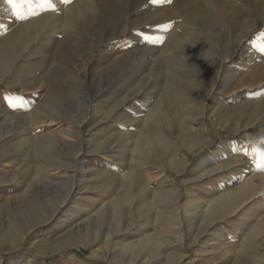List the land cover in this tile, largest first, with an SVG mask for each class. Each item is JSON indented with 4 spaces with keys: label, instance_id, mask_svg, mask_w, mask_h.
I'll use <instances>...</instances> for the list:
<instances>
[{
    "label": "rangeland",
    "instance_id": "obj_1",
    "mask_svg": "<svg viewBox=\"0 0 264 264\" xmlns=\"http://www.w3.org/2000/svg\"><path fill=\"white\" fill-rule=\"evenodd\" d=\"M143 1L111 0L106 5L109 16L102 21H97L89 9L80 17V12L85 9L79 11L74 5L72 9L77 11L71 12L72 26L64 32L70 37L69 41L66 43L64 36L59 34L41 64H19L24 72L28 68L35 71L30 82L34 81L27 83L28 89H24L25 86L19 81L12 83L16 78L13 80L8 75L0 76V132L5 131V137L8 135L0 138V264H136L130 260L132 247L128 245L140 242L145 245L142 247L145 257L141 261L147 260V264H248L244 249H239L240 245L245 244L239 237L243 232L231 236L224 231L222 224L216 223L205 234L200 233L198 236L200 242L209 240L208 244L202 246L194 241V237L207 223L204 227L200 224L201 220L198 225L195 224V235L192 236L184 217L181 216L180 225L166 224L164 220L154 217V211L148 209V204L154 197L158 198L156 192L163 191L158 182V165L165 169L163 175L170 178L169 182L173 181L179 188L180 203L183 202L187 186L193 183L195 188L199 187L200 196L211 203L215 185L223 184V179L228 180L225 190L231 193L237 191L239 185L243 186L250 176L257 178L264 174V51H261L264 48V35H261L264 33V16L261 15L264 0L205 2L207 5L197 4L201 8L196 14L192 8L190 28L193 30L191 33L186 30L183 32V43L175 47L181 58L174 65L173 72H168L171 76L175 73L183 79L186 100L173 99L171 92L168 96L151 87L146 93L147 96L155 97V102L160 98L168 101V108L160 112L161 117L169 123L170 127L164 124L163 127L173 146L164 148L151 140L153 131H150L149 126L155 122L152 119L138 127L129 128L132 133L138 132L142 136L139 143L144 142L143 152H133L130 146H127L126 151L118 152L119 146L127 145L125 142H128L127 135L122 132L129 130H124L119 122L113 123L116 113L110 115V121L105 119L119 99L115 87L123 78L129 77L133 70L131 63L142 55V52H138L141 48H145V52L149 50V59L152 65L155 64L154 67L163 64L161 55H165L164 50L169 47L168 40L172 33L181 31L180 24L183 21L178 16L171 19L167 15V11L176 7L173 0L170 3L168 0H159L157 3L147 0L146 4ZM193 4L191 0H184V8ZM212 5H215L217 14L211 12L209 18L208 8ZM125 12L130 13V18L128 31L122 34L117 17ZM248 19L255 21V25L241 42H237V38L243 35L244 23ZM135 20L138 26L134 27ZM167 24H171L169 30L163 27ZM3 34L4 23L0 27V37ZM141 42L145 43L144 47ZM228 46L235 53L225 57ZM221 56L223 64L228 67L216 78L213 60ZM152 65L147 67L143 75L149 73L150 67L154 68ZM66 67L74 71L76 80L64 70ZM147 80L139 81L140 85L146 87ZM167 81H170L169 78ZM213 81L217 84L213 85L214 90L207 98L205 114L201 116L199 108L195 107L200 103L198 96L212 89ZM98 91L107 95L104 96L107 99V105L103 107L105 113L102 107L99 108ZM147 96L145 103L149 104ZM87 98L91 106L88 113H83L82 103ZM154 106L158 108V104ZM60 110H72V113H68L72 117L70 122L48 127L47 122H44L50 118L48 114H56ZM26 115L37 116L38 119L31 124ZM74 115L81 121L79 124L74 123ZM157 124L162 126L161 123ZM189 126H194V129L186 131ZM26 139L28 142L24 141ZM29 139H32V143ZM35 141L49 145V153L59 160L70 164H75V160L85 161L83 168L87 172L85 176L77 178L81 189L74 192L66 205H62L61 201L66 196L63 191L72 183L71 178L65 175L58 177L62 185L58 189L55 184L50 186L51 192L47 193L43 191L45 184L31 172L39 160L34 155ZM105 145L113 147L114 150H108L111 156L105 157L106 154L99 152ZM27 146L33 151L25 159ZM96 150L99 154H96ZM121 153L125 166H129L133 172L131 179L137 183L136 197L132 205L127 206L129 211L125 214L135 220L138 215L137 203L140 201L147 204L145 215H151L146 228H135L133 233L120 231L110 207L123 191L119 175L128 169H117L114 163L115 156ZM27 167L30 171L24 172ZM101 168H111L114 179L103 198L105 213L98 212L97 205L90 206L88 211L87 198L83 199L86 201L83 206L78 205L82 192L96 196V192L91 191L100 190L107 182L108 179L103 178V175L96 174V179L93 177ZM116 185L118 189L114 192ZM63 186L66 188L63 189ZM33 196H38L40 203H35ZM241 207L240 212L249 214L247 220L251 221L247 229L250 239L257 238L261 242L256 251L264 264V229L252 237L253 226L257 223L264 226V188H256ZM54 213H58L57 217L61 216L59 226H55L57 217L48 218ZM176 227L180 230L179 234L173 230ZM218 231L222 232V239L230 244V248L224 255L215 256L211 244L216 241L215 233ZM164 233L172 240L169 246L181 253L179 262L169 258L166 255L169 252H164L161 259L156 256L160 249L154 245V240Z\"/></svg>",
    "mask_w": 264,
    "mask_h": 264
},
{
    "label": "bare ground",
    "instance_id": "obj_2",
    "mask_svg": "<svg viewBox=\"0 0 264 264\" xmlns=\"http://www.w3.org/2000/svg\"><path fill=\"white\" fill-rule=\"evenodd\" d=\"M109 1L111 0H70V3H65L64 0H51V2L54 4L56 9L55 11H51V10L43 9L39 6L42 3V0H15V7H13V5L9 3V0H0V27L4 23V30H5V34H3L0 37V76L8 75L13 80L14 78H16L14 81L12 80L13 81L12 83H15V81H19L21 84H23V87L25 86L24 89H28V87L26 88V86L31 81L32 75H35V71L32 72L31 71L32 68L30 69L28 68L24 72L20 68L19 64H29V66L32 64L35 66L41 64V61L44 60L47 55V50H49V47L52 46V44L57 40L58 36H60L59 34H62L64 36L63 40L66 43L67 41H69L70 37L68 35H65L64 32L67 28L70 29L72 26V23L70 22L72 10L77 11L78 9L79 11H81L84 8L85 10H82L83 13L80 12L81 13L80 17H82L85 14L84 11L87 12L86 9H89L88 11H91L93 13V16L97 19V21H102V20H106L107 16H109L108 14L110 11L108 12L107 11L108 7H106ZM210 1H213V3L216 2L215 0H191V2H193L194 4L192 6H186L184 8V0H173L176 7L171 9L170 11H167V15H169L171 19H174L176 16L180 17V19H183V21L180 24L181 31H174L172 33V37H170L168 40L169 47H167L164 50L165 55L164 54L161 55V57L164 58V62L163 64L158 65L159 67L158 66L154 67L153 65L155 64L153 65L151 64L152 61L150 60L151 58L149 59V55H150V53H148L149 50L148 52H145V48H141L138 51V52H142V55H140L138 60L136 59V62L131 63L132 64L131 68H133V70L130 73L132 75L130 74L129 77L123 78L121 83L117 87H115L116 88L115 93L116 92L118 93L116 95H119L118 96L119 99H117V102L113 104L111 111L108 112L107 115L108 117L105 118L107 119V121L111 120V118L109 117L112 113H116V121L113 120L114 121L113 123L119 122L121 123L124 130H129L130 127H134V128L138 127L139 125H142L144 122H148L149 120L153 119L155 122L150 124L149 126L150 131H153L151 140H154L155 143L157 142L158 144H161L164 148L167 147L171 148L173 146L171 140H169V138L166 137L165 129L163 127V124L169 126V123L165 118L161 117L162 113L160 112L161 110L168 108V101L166 100V98H160V99H156L155 102V97L147 96L146 93L148 92L147 91L148 88L151 87L152 89H155L157 92H164L167 95L170 94L171 92L172 93L171 97L173 99H179L181 101L186 100L185 99L186 97H184L185 94H183L184 92L183 79L179 78V76L176 75L175 73H173V75L171 76L168 74V72L171 74L174 65H177V60L181 58L179 51L176 50L175 47L181 46V43H183V40L185 38V37L183 38L182 36L183 32L185 33L186 30V32L191 33V31L193 30L192 28H190V18L193 16L192 8L195 9L194 12L196 14V12L198 13L201 8V6H198L197 4L207 5V3L205 2H208L209 4ZM147 2H148L147 0H144L143 4H146ZM164 2L167 1L165 0ZM74 5H77V9H72ZM208 10H209V14H208L209 18L213 13L214 15L217 14L215 5H212V7L209 6ZM129 14H130L129 12H125L123 15L121 14L117 17V23L121 27L120 32L122 34L128 31V20L130 18ZM184 14L186 15L187 18L186 20ZM261 15L264 16V5L262 8ZM254 22L255 21H251V19L245 21L243 35H240L237 38L238 39V41L236 40L237 42H241L244 39L245 35L255 25ZM136 23L137 21L135 20L134 27L138 26V23L137 24ZM146 41L147 39H145L144 42ZM144 42H141V46L143 47L145 45ZM80 48L82 49L83 46H80ZM234 53L235 50L233 51L232 49H230V46H228L225 53V57L233 56ZM167 57L169 58V60H167ZM221 57L222 58H219L218 60H213L214 62L213 66L216 67V78L218 77V74L221 71H223L225 68L228 67L227 64L225 65L223 64L224 63L222 62L223 56ZM149 65H152V67L154 68L150 67L149 73L145 76L143 74L147 71V67ZM167 69H169L170 71H168ZM64 70L71 75L73 80H76L74 71L70 70L68 67L64 68ZM167 78H169L170 81H167ZM144 79H148L146 81L147 83L146 87L140 85L139 83V81L141 82ZM135 82L137 83L134 84ZM216 84L217 83L213 81L212 82L213 88L209 89L208 91H204L203 93H201L200 96H198V101H200V103L195 107L199 108L198 109L199 115L203 116L205 114L207 98L212 92V90H214L213 85ZM149 92L153 94L152 90H149ZM97 95L99 97V108L102 107V110H104L103 112L105 113V109H103V107L107 103V99H105L104 96L107 95L103 94L102 91H98ZM145 96H147L146 99L147 101H149V104L145 103ZM151 104L153 106L150 107ZM154 104L155 105L158 104V108H156ZM90 106H91V101L88 98L85 99L82 103L81 111L83 113L86 112L88 113ZM70 112L72 113V110H65L62 112L60 110L56 114L49 113L47 117L50 118L44 122H47L48 127H51L52 125L55 124H60V125L65 123L68 124L72 119V117L68 116V113ZM95 112H97V108L95 109ZM27 117H29L27 119L29 120L28 122H31V124L38 119L37 116L35 117L33 115ZM74 118H76V116ZM80 122L81 121L77 118L74 120L75 124H79ZM157 123H161L162 126H160ZM188 128L189 129H187L186 131L193 130L194 126H192L191 128L189 126ZM122 133L123 135H127L126 141L128 142H125L127 143V145L125 144L120 145L119 146L120 149L119 150H117L118 148L116 149L118 152L126 151L127 146H130L131 151L133 152H140V153L143 152L144 142L139 143V141H141L143 138L140 134H138V132L132 133V131L129 130ZM3 136L4 138L8 137V135H6L5 137V131L0 132V138H2ZM32 139L34 140V138ZM32 139H29L31 140V143H32ZM0 140L2 141V139ZM24 141L28 142L27 139ZM34 144H35L34 155H36L37 157L35 158L39 160L35 165V167L33 168V170L31 169V172L32 174H35V178L38 181L45 184L43 191L50 193L51 192L49 190L50 186H53L54 184L57 186L56 189H58L59 186L62 185V183L59 182L60 180H58V177L60 176L65 175L71 178L72 183L70 186L67 187L65 191H63L66 192V196L61 201L62 205H66V203L69 202L71 196L75 194L74 192L81 189L80 188L81 183L78 181L77 178L78 176H85L87 172L83 168V164L85 161L78 162L75 160V164H70L67 161L59 160L57 156H53L52 154H50L48 151L50 147L49 145L42 144L39 142H36ZM114 147L116 148V146ZM110 149L112 150L113 147L110 148V146L105 145L99 152L101 153L102 151L104 154H106L105 157H108L109 155L108 150ZM98 150H96V154L98 153ZM32 151L30 147H28V151L26 152L27 154L25 156L26 157L25 159H28L29 156L28 154H30V152ZM122 154L123 153L115 156L116 159L114 160V163L117 166V169H121V167L124 169L126 167L127 168L129 167V166H125L126 162L124 161ZM3 155L5 156L6 154ZM139 156H141V154ZM180 165L183 164H179V166ZM157 167L159 168V172L157 173L159 179L158 182L161 188L163 189V191L156 192L158 198L154 197V199L150 201L148 204L149 206L148 209L154 211L153 214L154 217H157V219L161 221L164 220L166 224L171 223L173 226L180 225L182 221V217H184L189 225L191 233L193 234L192 236L195 235V231L193 230L195 224L198 225V222L200 220L202 221L200 223L202 224L201 226L207 223V226L209 228H207V226L206 227L203 226L204 229H202L199 232V234L195 235L194 237V241H196L197 243L199 242L200 243L199 245L209 243V240L207 239H205L203 242H200L201 238H198V236L200 235V233L205 234L211 227L215 226L216 223L222 224L224 231L231 236L243 232V234L239 237H241V239L245 241V244L240 245L239 249L240 250L244 249V253L247 254L246 260L248 264H262L261 263V261H263L262 257L256 251V249L258 248V244H260L261 242H258L257 238L250 239L251 237H249L250 235H248L247 232L249 224L251 223V221L247 220L249 218L248 217L249 214L244 215L240 211L242 209L241 207L242 202H244L247 198H249V196H251L253 192H255L256 188H264V174L258 175L259 177L257 178L250 176L243 186L239 185L237 191L231 193L226 192L225 187L227 185L228 180L223 179L222 180L223 184L215 185L214 188L215 195L211 203H209V200L200 196V194L198 193L199 187L195 188L193 183L191 184L193 186L191 185L187 186L183 202L180 203L181 194L179 188L176 187L174 183H172L173 181L169 182L170 178H168V176L163 175L164 173L163 170L165 169L162 167V165H158ZM29 171L30 170L28 167L26 168V170H24V172H29ZM117 172L121 173L119 170ZM112 173L113 171L111 168L108 169L101 168V170H98L95 173V176L93 177L96 179L98 178L96 174L103 175L104 176L103 178L108 179L107 182L101 186L100 190L98 189H93L92 191L90 190L92 193L96 192L95 193L97 194L96 196L89 195L88 194L89 192H82V199L79 201L78 205L83 206L84 203L86 202L83 199L87 198L89 199V202H86V209L92 205H97L99 206L97 211L100 213H105L106 203L104 202L103 198L109 191L110 187L112 186L111 183L114 180ZM132 174L133 172L131 171L130 168H128L123 174L119 175V179L123 191L116 196V198L111 203L112 205H110V207L114 211L113 215L115 218V223L117 224V226H119L120 231L122 230L125 233H130V232L133 233V229L135 228L138 229L146 228V224L149 222V219L151 218V215L148 214L145 215V212L148 210L146 209L147 204L142 203L140 201L137 203L138 215L135 220H133L130 216H126L125 214L126 211H129L127 209V206L132 205L133 200L136 197L135 192L137 190V183L131 179ZM62 188L65 189L66 186H63ZM117 189L118 186L116 185L113 191L115 192ZM207 191L209 192L210 189ZM146 195L147 194L145 193L144 196ZM33 198H34L33 201L35 203H40L38 196L37 197L33 196ZM57 212L59 213V210H57ZM58 213L51 214V216L48 218H52V217L56 218ZM234 215H236L237 218L240 219L238 220L237 218H232ZM102 216H106V214H102ZM48 218H45V220H48ZM60 218L61 216L57 217V222H55V226L56 225L59 226V224L61 223ZM161 223L165 227L164 223L163 222ZM124 227L127 228L124 229ZM263 229L264 226H259L257 223L252 228V237L256 236L258 233H260V230ZM173 230L177 234L180 233V230L177 227L174 228ZM164 234L161 235V237L154 240V245H156V247L158 246L160 249L159 254H157L156 256L161 259L164 252L166 253L169 252L165 254L168 255L169 258L171 257L173 260L179 262V260L182 257L181 253H178L172 248V246H169L172 243V240H170L169 237L166 234L165 235ZM215 236L217 239L215 242L213 241V243L211 244L215 249L213 254H215L216 256V254L224 255L225 253L229 252L230 244L223 241L224 235L222 234V232L221 231L216 232ZM248 240L250 241L247 242ZM128 246L132 247L131 248L132 255L130 258L131 261H133L136 264H147L148 262L147 260L141 261L145 257L143 253L144 250L142 248L145 245H143L142 242L135 244L133 246L132 244H129ZM164 248H166L167 250L164 251ZM138 250L139 252H136L138 253L136 254L135 251ZM251 260H253V262H251Z\"/></svg>",
    "mask_w": 264,
    "mask_h": 264
},
{
    "label": "snow or ice",
    "instance_id": "obj_3",
    "mask_svg": "<svg viewBox=\"0 0 264 264\" xmlns=\"http://www.w3.org/2000/svg\"><path fill=\"white\" fill-rule=\"evenodd\" d=\"M65 3L70 2V0H64ZM153 3H157L159 2V0H152ZM168 2L170 3L171 0H168ZM9 3L13 5V7H15V0H9ZM41 8L46 9V10H51V11H55V6L54 4L51 2V0H42V3L39 5ZM165 30H169L171 28V24H167L163 26ZM261 35H264V33H262ZM147 39V38H146ZM261 51H264V48L261 49ZM264 170V169H262Z\"/></svg>",
    "mask_w": 264,
    "mask_h": 264
}]
</instances>
